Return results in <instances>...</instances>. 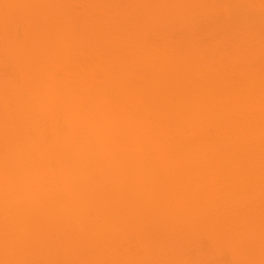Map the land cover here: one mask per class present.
<instances>
[{"label": "bare ground", "instance_id": "6f19581e", "mask_svg": "<svg viewBox=\"0 0 264 264\" xmlns=\"http://www.w3.org/2000/svg\"><path fill=\"white\" fill-rule=\"evenodd\" d=\"M0 264H264V0H0Z\"/></svg>", "mask_w": 264, "mask_h": 264}]
</instances>
